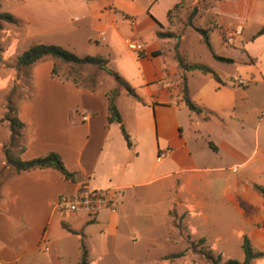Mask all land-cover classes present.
<instances>
[{
	"label": "crops",
	"instance_id": "1",
	"mask_svg": "<svg viewBox=\"0 0 264 264\" xmlns=\"http://www.w3.org/2000/svg\"><path fill=\"white\" fill-rule=\"evenodd\" d=\"M180 2L188 6L185 0H149L150 17L140 21L137 16L146 12L133 0H56L37 20L11 14L26 22L30 37L56 30L61 42L56 45L73 53L74 35L82 24L92 33L84 43L96 45L94 54L86 56L107 59L141 101L124 91L116 99L129 147L121 125L107 122L106 93L117 87L107 82L111 76L102 71V79L90 89L74 85L61 74L52 76L57 62L50 57L29 67L31 93L17 105V117L24 124L19 157L30 160L56 153L66 169L76 174L75 182L51 168L10 171L0 181V264H36L32 259L22 261L26 256L36 259L38 254L45 255V263L60 264L65 236L53 238L49 227L58 198L74 193L80 184L116 192L123 213L132 210L128 198L138 200L141 189L158 184L173 191V211L181 210L188 227H196L205 243L218 246L226 260L232 258L222 246L230 240L241 246L244 237L254 252L264 253V200L249 186L264 187V96L262 107L254 109L248 92L250 85L264 84V66L243 63L234 70L240 77L211 69L219 82L200 71L184 72L173 55L174 38L157 37V32L172 26L168 12ZM232 5L234 13L238 10L237 20H259L256 33L264 25V0H234ZM177 39L182 43L184 33ZM130 42L140 43L142 51L130 50ZM162 45L168 61L162 60ZM183 76L187 96L200 113L190 111L183 101ZM3 168L9 170L4 157ZM145 209L141 207L139 218L152 217ZM171 212L166 214L169 224ZM120 214L114 208L91 217L83 213L63 217L67 235L77 241L76 262L80 244L87 250L89 264H98L109 246L115 247L120 240ZM123 221L129 224L125 213ZM195 221L197 225H191ZM93 226L99 230L94 241ZM209 226L211 241L203 232ZM131 239L136 240V235ZM254 261L264 264V257Z\"/></svg>",
	"mask_w": 264,
	"mask_h": 264
},
{
	"label": "rangeland",
	"instance_id": "2",
	"mask_svg": "<svg viewBox=\"0 0 264 264\" xmlns=\"http://www.w3.org/2000/svg\"><path fill=\"white\" fill-rule=\"evenodd\" d=\"M133 1L141 8H144L145 12L150 7L149 0ZM185 1H187L188 6L184 2H180L177 5V8L170 15L172 26L165 31L174 35L172 41L173 55L179 56L185 64L205 65L212 70L225 72L231 77H240V74L234 73V70L243 63L253 66H264V36L254 37L258 29L259 20L250 19L248 22L237 20L236 13L238 10L234 13L232 7L234 0ZM54 2L56 0H0V12L10 13L18 17L28 16L37 20L51 8ZM158 8L159 11H163L162 5H159ZM194 8H196V13L193 16L192 25L195 28H203L208 31L211 50L203 44L201 36L194 28L186 25ZM146 16H149L147 12L143 16H137L136 20L140 21ZM16 19L19 21L17 24L1 22L0 30V143H3V145L8 142L10 136L8 123L1 121L6 111L7 100H10L17 109L18 103L31 93L29 68H17L15 65L16 58L23 51L38 43L53 45L61 43L56 38V30H50L44 34L35 33V35L30 37L26 22ZM79 25L80 28L77 30L70 26V29L77 31L72 42L75 49L74 53L79 57L93 55L96 50L95 43L92 42L89 46L84 43L85 37L92 35V33L82 24ZM129 29V25H126V30ZM183 29L185 30L182 31ZM182 33L185 35V40L179 43L177 37ZM163 47L165 45H162ZM98 48L101 49V46ZM163 52L162 60H170L169 54L164 48ZM213 54L216 56L222 55L230 59L231 64L216 61ZM56 62L59 75L61 74L65 77L69 74L71 77H78V82L83 86L95 87L96 82L102 79L103 73L96 67H70L60 61ZM108 67L112 70L114 65H109ZM194 76L204 75L195 73ZM107 82L115 84L112 77H108ZM253 83H255L254 80ZM249 88L250 91L248 92L253 95V108L260 109L262 107L260 100L264 96V84H252ZM20 147H22V142L19 138L11 153L18 155ZM3 157L2 149H0V167ZM0 171L2 173L0 181L10 171L13 172L10 168L9 170L3 168ZM157 186L158 184H154L151 187L141 189L138 200L132 196L127 199V205L132 209L130 213H126L124 210L129 224L123 221L124 213L119 209L120 204H116V211L121 213L120 215L122 216L118 225L120 240L115 244V247L109 246V253L98 264H211L202 252L211 250L213 256L219 254L217 251L218 246L214 247L212 244L205 243V241L202 244L199 242L200 235L198 230H196V227L193 229L188 227L186 217L184 215L185 218H182L183 216L180 217L181 210L173 211L170 203L174 198L173 191ZM142 206H145L146 212L152 215L151 218L138 217ZM167 211H172L171 217L173 219L171 224L167 221ZM208 214L212 216L213 212L209 211ZM192 224L193 226L197 225L196 221L192 222ZM67 228L63 216L57 212L51 220L49 232L53 238H56V236L61 238L65 236L66 238L62 241L65 257L60 261V264H78L76 262L77 241L71 234L67 235ZM90 231L94 241L99 230L96 226H93ZM203 232L207 237V241H211L212 228L210 226L206 227ZM134 234L136 235V240L132 241L131 236ZM81 245L83 244H80V247ZM222 247L233 260L243 261L240 245L230 240L228 245ZM171 255H176V257L168 258ZM36 257L35 259L27 258L26 256L22 262L32 259L36 264H49L44 262L45 255L38 254ZM225 260L226 255H221V261L224 262ZM257 263L258 261L252 262V264Z\"/></svg>",
	"mask_w": 264,
	"mask_h": 264
},
{
	"label": "trees",
	"instance_id": "3",
	"mask_svg": "<svg viewBox=\"0 0 264 264\" xmlns=\"http://www.w3.org/2000/svg\"><path fill=\"white\" fill-rule=\"evenodd\" d=\"M177 8V5L174 6L172 10L168 12V18L170 17L172 11ZM196 13V8L192 10L189 15V19L187 21V26L193 27L192 19L194 14ZM1 22H6L9 24H17L19 21L10 13H2L0 12V30H1ZM194 30L201 36V41L203 44L211 50L208 31L203 28H195ZM264 35V25L261 29L255 34L254 37H258ZM157 37L161 39L165 38H173L174 35L171 32H157ZM155 55V53L153 54ZM45 57H50L54 61H60L61 63L67 64L70 67H81V66H92L96 67L99 70L105 72L109 76H111L115 83L116 88L108 91L106 93L107 98V122L108 124L117 123L121 125V133L124 137L127 145L130 147V141L128 138L127 133L124 130L122 125V119L119 114V111L116 106V99L119 95V91H124L128 96L133 98L134 100L140 102L141 99L136 94L134 88L128 84L118 73L112 71L108 68V61L107 59L101 56H84L79 57L75 53L70 52L61 46L53 45V44H36L29 47L27 50L23 51L17 58H16V67L17 68H29L31 65L39 62ZM215 60L224 63H231V60L223 57H219L213 54ZM180 68L185 71H200L204 74H210L214 77L216 81L219 82V78L217 75L207 66L201 64H184L183 61L179 56H176ZM51 75L54 77H58L59 74L57 73V64L54 63V66L51 71ZM183 101L185 105L188 107L190 111L200 113L202 112L201 109L197 108L188 98L186 86H185V77L183 76ZM65 79L71 80V82L76 86H82L89 88L87 86H83L78 82V77H71L69 74L65 76ZM90 89H93L90 88ZM1 121L8 123L10 136L8 142L3 145L2 152L5 159L6 166H8L13 172L19 174L23 172H29L35 169H46L51 168L58 171L66 181L75 182V173L70 172L66 169L64 163L62 162L61 158L53 152H50L44 156L33 158L30 160H21L19 157V153L22 152L23 147H20L18 155H14L11 153V150L15 147L19 138H21V131L24 128V124L18 119L17 117V109L13 106L10 100L6 102V111L1 118ZM1 171H0V178H1ZM249 186L254 190L263 200H264V187L257 184H249ZM240 205L244 209H248L246 204L240 201ZM199 242L202 244L204 242L203 239H200ZM242 253H243V261L238 262L233 259H227L224 262L221 261V256L218 254L217 256H213L211 250H204L202 254L204 257L211 263V264H252V262L256 259H260L264 257V253L254 252L248 239L243 238L241 246H240ZM81 254L78 264H89L88 262V253L84 245L80 247ZM176 255H171L168 258H174Z\"/></svg>",
	"mask_w": 264,
	"mask_h": 264
},
{
	"label": "built area",
	"instance_id": "4",
	"mask_svg": "<svg viewBox=\"0 0 264 264\" xmlns=\"http://www.w3.org/2000/svg\"><path fill=\"white\" fill-rule=\"evenodd\" d=\"M128 48L134 52L142 51V45L136 42L128 43ZM164 153L159 155L163 158ZM117 204V193L110 190H95L86 184H80L72 194H62L56 202V211L65 217L83 213L87 216H96L102 210H111ZM47 251V248L45 247Z\"/></svg>",
	"mask_w": 264,
	"mask_h": 264
}]
</instances>
